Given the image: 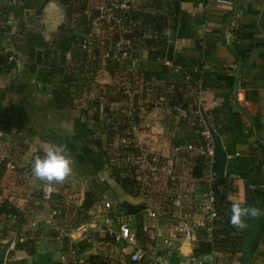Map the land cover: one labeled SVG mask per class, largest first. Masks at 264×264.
Masks as SVG:
<instances>
[{
    "label": "crops",
    "instance_id": "crops-1",
    "mask_svg": "<svg viewBox=\"0 0 264 264\" xmlns=\"http://www.w3.org/2000/svg\"><path fill=\"white\" fill-rule=\"evenodd\" d=\"M171 1L162 0V9L152 21L147 20L143 27L153 30L157 23L165 26L159 39H165L169 46L175 37L171 64L181 65L184 71L190 73L187 74L192 76L191 79L186 80L172 73L166 79L158 80L154 73L159 65L150 59L146 60L150 56V48L138 47L144 60L140 66L137 65V69L132 70L152 75L146 81L145 88H142L151 86L156 96L163 93L170 98L163 104L152 103L143 90L142 96H136L134 103L128 98L120 102L123 109L131 107L129 103H133L139 148L160 155L164 166L172 171L171 177L163 174L156 176L160 182L159 187H168L166 191L174 196L171 199L180 201V208L174 205L175 211L187 209L193 215L190 222L195 227V241L191 245H183L181 251L174 250V253L166 255L171 264H192L189 255L206 234V229L197 225V220L205 218V214L196 203L206 190L204 179L212 168L210 170L204 166L195 152H174L176 144L195 138L192 121L183 117L184 112L174 109L175 106L182 108V103L176 102L174 105L172 100L174 97L177 101L187 103L185 110L190 120L198 116L197 112L200 113L202 107L213 128L221 135L228 153L223 176L226 179L228 200L233 202L239 199L245 206L252 205L264 212V31L259 25L264 0H233L232 5L219 4L215 0H178L180 12L175 33L171 32L167 12ZM43 3L45 5L41 14H27L26 11L38 9L24 8L21 17L13 14L6 17L8 32L12 33L13 29L16 30L14 17L25 22L26 15L36 16L37 19L33 20L36 24L23 29L25 34L27 30L30 31L29 36L31 33L42 35V46L32 44L36 52H44L49 44L58 46L62 39L53 38H59V28L71 21L67 16V5L60 3V0H43L40 8ZM15 6L20 8L21 4ZM137 10H141V13L147 11L144 4H139ZM149 11L155 12L153 7ZM163 15L165 18L162 19ZM76 18L80 16L76 15ZM16 44V39L0 43V54H7L8 59L13 55L20 61V65H17L15 61L8 60L10 65L0 74V130L6 136L4 144L25 167L19 170H0V198L5 203L25 209V213L30 216L39 208L43 209L41 195L44 182L33 176L32 162L39 151L44 153V149L49 146L66 145L77 165L73 164V174L66 185L62 186L64 196L82 205L87 190L106 188L117 197L114 202L143 203L142 198L127 193L104 172L106 165L102 151L99 146L90 143L91 139L99 136L93 118L95 112L90 109L82 117L77 100L72 105L61 100L59 107L53 92L62 87V75L57 74L46 59L41 58L37 62ZM66 57H69L68 53ZM123 70L122 67L118 72ZM114 77L107 67L102 66L95 75L96 84L93 86L99 87L110 98L115 92L112 85ZM82 121L84 127L79 126ZM95 171H99V175L94 174ZM55 196L50 201L53 206L59 201ZM139 214L142 222H150L147 211ZM56 220L59 223L58 218ZM163 222L167 226L173 225L170 220ZM256 222H263L264 225V216L247 221L248 225ZM246 228L241 230L242 235ZM4 239L8 238H4L0 231V247L5 243ZM181 240L174 241L175 247L181 245ZM72 244L71 240L67 244L36 238L32 244L34 253H30L26 249L17 248L15 243L8 250L5 264H59L61 253L66 252ZM242 256V251L237 252L231 262H225L221 253H215L207 259L209 264H240ZM251 264H264V231Z\"/></svg>",
    "mask_w": 264,
    "mask_h": 264
},
{
    "label": "built area",
    "instance_id": "built-area-1",
    "mask_svg": "<svg viewBox=\"0 0 264 264\" xmlns=\"http://www.w3.org/2000/svg\"><path fill=\"white\" fill-rule=\"evenodd\" d=\"M215 1L223 5L233 4V0ZM138 7L139 2L136 0H97L96 15L91 19V28L83 33L82 39L78 43L79 50L87 52L89 58L98 53L105 63L110 60L123 67L124 70L119 73L120 77H115L112 85L115 92L124 95L130 101H133V96L135 98L138 91L134 88L131 79L128 78L127 71L130 69V65L140 63L144 59V55L138 52L137 48L145 46V40L155 41L159 40L160 37L158 31L137 32L138 21L132 17V13ZM9 60L15 61L17 65H20V61L13 55L9 57ZM162 60L163 64L172 68L175 72L181 71V66H174L171 61L166 59V56ZM185 79L189 80L191 76L186 74ZM88 89L86 97L88 99L91 98V100L95 99L97 96L95 85L93 86L92 84ZM145 92L152 103L163 104L168 101V98L163 93L156 96L151 86H147ZM107 102V100H103L104 104H107ZM245 103L247 104L248 101ZM130 109L129 114L132 115L134 108L130 107ZM174 109L184 112L183 117L188 121H192V133L195 138L191 141L176 144L173 147L174 152H195L201 159L202 164L211 170L214 162L215 147L201 113L198 111V116L194 120H190L191 118L185 109L180 106H175ZM137 129V123L133 119H129V124L124 133L119 136L121 145L123 144V147L127 150L134 151L127 153L123 159L128 171H134L136 178L143 182L145 181V183L148 181L146 177L151 175L156 177L163 174L171 177L172 171L164 166L160 155L147 153L139 148L136 140ZM5 137V133L0 130V167H4L7 170L23 169L25 167L24 163L16 159L4 144L3 139ZM218 177L213 169L209 171L204 179V182L207 183L206 190L196 203L198 208L205 214V218L197 220V225L206 229V240L213 239L214 222L219 216L216 208ZM55 195H63V189L57 184L49 187L44 182L41 195L43 209L39 208L28 217V221L23 223L21 229L10 232V236H14L13 244L18 241L34 240L36 238L53 241L69 239L71 242H73L72 240L78 242L85 239L90 232L99 231L107 234L111 241L120 248L119 250L129 256L131 262L171 264L170 259L166 255L172 254L174 250L181 251L183 245H191L196 238L195 227L190 222L193 215L187 209H180L179 212L176 211V213L167 218L157 210L147 206L144 211H147V217L150 222H142L140 220L139 227L145 234L144 239L152 238L153 242L151 244L145 243L143 238L140 239L139 232L134 228L132 221L128 219V215L117 213L111 215L110 210L115 207L109 200H104L96 212L89 214L88 219H86L88 221L80 222L76 226L63 227L56 220L60 215V209L50 204ZM63 200L66 204L74 203L68 196L63 195ZM4 204L5 201L1 197L0 231L5 228L4 220L20 225V216L16 212L9 211L13 205L7 203L9 205L4 210L2 209ZM174 205L180 208L181 203L179 200H174ZM136 214L137 219L141 218L139 213ZM163 220H170L173 225L167 226ZM176 239H182L181 245L178 247L174 245ZM89 253L90 251L80 252L72 244L66 252L61 253L59 264H92L88 259ZM189 256L192 264L205 263L202 258L196 257L194 252Z\"/></svg>",
    "mask_w": 264,
    "mask_h": 264
},
{
    "label": "trees",
    "instance_id": "trees-1",
    "mask_svg": "<svg viewBox=\"0 0 264 264\" xmlns=\"http://www.w3.org/2000/svg\"><path fill=\"white\" fill-rule=\"evenodd\" d=\"M42 1L43 0H21V2L18 3L19 5L21 4L20 8H18V6L4 7L0 13L2 15H0V32L4 26L9 24L6 17H8L10 14L21 17V15L24 14V8L39 9ZM136 1H138L139 4H144V7L147 9L145 12L142 11L143 14L141 13V10H136L132 13V17L138 21L137 32L143 33L158 31L159 34H161L163 28L165 27L163 24H155L156 27L153 30H148L147 28L143 27V24H147V20L150 19V21H152V18L157 16V13L163 7L162 0ZM60 2L67 5V16L71 18V23L64 25L62 24V26L59 28V38H53L62 39L58 46L54 45L55 48H53L54 46L49 44L44 52L34 51L35 47H32V44L37 45L38 47L42 46L41 40L43 37L40 33H31L30 36L25 35V39L22 41V46L21 39H17L18 34L15 33V39L17 41L16 45H19L20 50L23 52H28L30 56L37 60V62L40 61L41 58L46 59L47 62L54 67L55 72L59 75H62V87L59 90L53 92L59 107L61 100L71 105L74 103V100H77L79 110L81 113H83V115H86L90 109L96 108L93 118L97 125V129L99 130V136L91 139L90 143L99 146L102 153L105 151L102 157L104 160H106V162H110L111 155L114 153V150L110 148L112 146V139L115 138L117 134H123L124 130L129 124V118L125 113H123L124 109H122L123 112L120 109L121 99L124 101L126 99L124 97L118 98L117 92L112 93L110 98H108V95L102 93L103 91H99V95L101 94L99 99H84L82 97L81 91L83 85H86L87 87L91 85L90 83L94 80L98 69L102 67L104 63H102L99 54L93 55L87 59L84 53L82 54L77 47H73L74 43L78 44L80 42L83 33L89 30L91 19L96 15L95 7L97 0H60ZM152 7L154 8L155 12L149 11L152 9ZM76 15H79L80 18H76ZM163 18H165L164 15L162 19ZM21 23L23 22H20V24ZM147 46L150 48L149 59L159 65V68H157V71L154 73L158 80L164 78L166 79V77H168L169 74L172 75V73L174 75H181L182 78L185 79L186 74L189 72L187 70L184 71L181 65L176 63L173 64L174 66H181V71L175 72L172 68H169L167 65L163 64L162 59H164L166 55V49L168 47V43L165 39H159L155 41L145 40V47ZM66 53L69 54L68 58L66 57ZM8 60L7 54H0V74L4 71L6 66L10 65ZM157 61H159V63ZM105 65L115 77L119 73L118 71L122 70V67L118 63L112 62L110 60L107 61ZM11 68H14V66ZM137 72H139V70L134 72L133 70L129 69L127 71V75L133 81L134 88H145L144 85L146 81L151 79L152 75L150 73L148 74L147 72H145V74L141 73L143 71L139 72V74H141L139 75ZM181 86L184 88L183 85ZM102 98L103 100L107 99L108 102L101 110L100 105L103 102ZM176 102H181L182 108L184 109L187 107V103H183L181 100L177 101L176 98L173 97L172 103L175 105ZM58 110L61 111L62 108H59ZM76 123H78V121ZM79 126L84 127V121L79 123ZM103 146H106L107 148ZM129 152L134 151L125 149L122 151V156H125ZM43 154V152L39 151L35 157L37 155L42 156ZM122 159H124V157H122ZM3 168L4 167H0V170L3 171L5 169ZM117 172L119 173V184L121 188L127 193L134 197L142 198L144 200L143 203L148 204V207L157 210L166 217H170L173 212H176L174 201L171 199L174 196L166 191L168 187H159L160 182L157 177L153 178L152 176H148V184H145L143 181L136 178L134 171H128L126 163L122 164L120 167H117ZM110 179L113 178L111 177ZM225 181L226 179L223 177H218L217 179L216 208L219 216L214 222L213 239L206 240L204 237L198 242V244L194 246L193 250L194 255L196 257L202 258L206 264L210 263H208L207 258L209 256H214L215 253H221L225 262H231L235 253L241 252L242 229L234 228L230 223L232 202L228 200L227 185ZM104 190H106V188L87 190L86 198L82 205H77L76 203L66 204L65 201L62 200L61 195H56L55 197L56 199H59V201L56 203L57 205H55L60 209V215L57 217L58 221L60 222L61 220L67 227L75 226L77 223L84 222L86 219H88V216L86 218L85 215L90 214V209L96 202L100 200L99 193H103ZM8 205L9 204L5 203L2 209H7ZM9 211L16 212L20 216L19 226H22L23 223H26L28 221L27 218L30 217V214L28 215V213H25V209H20L15 206H12ZM1 231L4 238L10 236V231L8 229L6 230L4 228ZM90 234L92 235L93 233L90 232ZM139 237L142 239V233L140 232ZM64 242L68 244L69 239H65ZM33 243L34 240L18 241L16 243V247L26 249L30 253H34V249H32ZM72 243L74 247L78 248L80 252H85L87 250L89 251L92 247L91 238L89 239V237ZM107 250L109 251L108 248ZM114 252L115 253L113 254H108V252L105 250H103V252L90 250L88 259L92 264H145L144 262H131L129 256L125 253H121V251L116 252L115 250Z\"/></svg>",
    "mask_w": 264,
    "mask_h": 264
},
{
    "label": "rangeland",
    "instance_id": "rangeland-1",
    "mask_svg": "<svg viewBox=\"0 0 264 264\" xmlns=\"http://www.w3.org/2000/svg\"><path fill=\"white\" fill-rule=\"evenodd\" d=\"M19 2H21V0H0V9L1 8H4V7H8V6H10V7H13V6H15V5H17ZM61 3V2H60ZM26 19H25V22H23V23H21L20 24V21L17 19V17H14V19H16V22H15V24H16V30H12L13 32L12 33H9L8 31V28H9V26L8 25H6V26H4V28H2V31L0 32V43H1V41H3L4 43L6 42V40L7 39H15V33H17L18 35H17V39H25L24 37H25V35H29L30 34V31L29 30H27V33L25 34V32H23V29H26L27 27H28V29L29 28H31V25L32 24H36V22L35 21H33L34 19H37L36 18V16H32V17H30V16H27L26 15ZM69 23H71V21H69L68 22V24ZM25 26V27H24ZM23 27V28H22ZM19 28H22V31H19ZM13 45H14V43H13ZM15 46V45H14ZM78 44L76 43L75 44V48L77 47L78 48ZM27 49V48H26ZM79 49V48H78ZM35 51V50H34ZM80 51V50H79ZM95 51H97V50H95ZM98 51H99V49H98ZM82 54L84 53L85 55H86V57H87V52H83V51H80ZM94 52V51H93ZM93 52H91V53H93ZM149 58H147L146 60H148ZM144 60V59H143ZM142 60V61H143ZM102 61V63L104 62L103 61V59L101 60ZM141 61V62H142ZM140 62V63H141ZM147 62V61H146ZM140 63H135L134 65H130V70H132V69H137V67L138 66H140L141 64ZM140 64V65H139ZM138 65V66H137ZM106 67V65H105V62H104V64H103V68H105ZM118 76L117 77H120V75H119V73L117 74ZM115 78V77H114ZM113 78V79H114ZM129 78V77H128ZM96 80L94 79L90 84H96V82H95ZM131 82L133 83V81L131 80ZM91 86V85H90ZM90 86H88V87H90ZM88 87L86 86V85H83V88H82V97L84 98V99H88V97H86V93L88 92ZM102 87V86H101ZM99 88V87H98ZM97 87H96V98L95 99H99V97H100V95H99V89H98ZM137 91H138V89L139 88H135ZM144 91H145V89H143ZM142 90H140V91H138L137 93H136V95H135V98H136V96H138V95H140V96H142ZM120 96H119V95ZM117 94V96H118V98H121V97H124V95H122V94H120V93H118ZM125 99L127 98V97H124ZM135 98H134V96H133V103H134V101H135ZM90 100H91V98H90ZM92 100H94V99H92ZM104 100H107V99H104ZM102 101H103V98H102ZM104 102H106V101H104ZM129 102V101H128ZM104 103L102 102L101 103V105H100V109L102 110L103 109V107H104ZM129 106H131L132 108H133V105L131 104V103H129ZM121 107H123V106H121ZM113 109H115V108H113ZM119 109V108H118ZM121 109V111L123 112V108H120ZM93 112H95V110H96V108H92L91 109ZM131 111V109H130V107L128 108V107H126V108H124V112L123 113H125L126 115H127V117L129 118V119H134V113L132 114V115H130L129 114V112ZM82 117H84V115H83V113H82ZM99 132V131H98ZM120 135H122V134H117L116 135V137L115 138H113L112 139V146L110 147V148H112L113 150H114V153L111 155V159H110V162H106V160H104V162H105V165H106V168H104V172H106V174H109L112 178H113V180L115 181V182H117V184H119V181H118V178H119V173L117 172V167H120L122 164H125L124 163V160L122 159V157H124V156H122L123 155V153H122V151H124L126 148L125 147H123V144L121 145V141H120V139H119V136ZM103 147H106V146H103ZM107 148V147H106ZM107 150V149H106ZM100 151V150H99ZM105 152V151H104ZM104 152L101 154V155H103L104 154ZM123 162V163H122ZM75 164V166L77 165L76 163H74ZM78 173V172H77ZM99 171H95L94 172V174H96V175H99ZM152 176V175H151ZM153 178H154V176H152ZM146 180H147V177H146ZM68 181L66 180L64 183H62V184H59V187L60 188H62V186H64V185H66V183H67ZM144 183H145V181H144ZM145 184H148V181L145 183ZM107 185V184H106ZM98 192V191H97ZM134 197V196H133ZM99 198H100V200L98 201V202H96L95 204H94V206L90 209V214L91 213H94V212H96L97 211V209L99 208V206L100 205H102L103 204V202H104V200H109V201H111L112 203H113V206L115 207V208H113L112 210H110V212L111 211H116V208H117V201L116 202H114L115 200H117V197L112 193V191L111 190H106L105 191V193H99ZM114 200V201H113ZM122 203H124V202H122ZM146 204V203H145ZM148 205V204H147ZM140 213V212H139ZM136 215L137 214H133V215H128L129 217H128V219L129 220H131L132 221V223H133V225H134V228L136 229V230H138V232H140V233H142V238L144 239L145 238V234L143 233V231L141 230V228L139 227L140 225V218H136ZM87 216L89 217V214H86L85 215V217L87 218ZM86 221H88V220H86ZM5 222V227L7 228V229H10L11 231H14V230H19V229H21L22 228V226H19L18 225V223H13L12 221H7V220H5L4 221ZM59 224L60 225H63V226H66V225H64L63 224V222L60 220V222H59ZM79 223H77V224H75V226L76 225H78ZM88 234V233H87ZM11 236H9V237H7V238H10ZM89 237V239L91 238V243H92V247H91V251H99V252H103V250H105L106 252H108V254H113V253H115L114 251L116 250V252H119L120 250V248H118V246H116L112 241H111V239H110V237L107 235V234H104V233H102V232H99V231H96V232H94L92 235L91 234H89L86 238H88ZM85 238V239H86ZM5 240H7V239H4V242H5ZM39 240V239H38ZM145 243H149V244H151L152 242H153V239L152 238H149V239H144L143 240ZM62 242H64V240L62 241ZM14 245V244H13ZM107 248L109 249V251L107 250ZM89 250V251H90ZM88 251V250H87ZM121 253H123V252H121Z\"/></svg>",
    "mask_w": 264,
    "mask_h": 264
},
{
    "label": "water",
    "instance_id": "water-1",
    "mask_svg": "<svg viewBox=\"0 0 264 264\" xmlns=\"http://www.w3.org/2000/svg\"><path fill=\"white\" fill-rule=\"evenodd\" d=\"M44 5L45 3H43L42 7L37 11L31 10V11H26V13L34 14L35 12H37L38 14H41ZM167 12L171 21L170 22L171 32L175 33L178 24L179 12H180L179 1L172 0L171 3H169L168 5ZM259 25L264 31V9L259 20ZM174 44H175V37L170 41V44L166 51V59L169 61L173 60ZM238 83H239V73L236 77V84L238 85ZM200 113L214 142L215 153H214V163L212 169L219 177H223L225 173L226 163L228 160V153L224 147L221 135L213 128L207 117L206 112L202 107L200 108ZM147 206L148 205L145 203L131 204V203H122L121 201H117L116 211H111L110 213L111 215H114L115 213L121 215H133L135 213L144 211L147 208ZM263 231H264L263 222H256L254 224H251L243 231L242 243H241V251L243 252V256L240 264H251L253 254L256 251V248L262 238ZM13 242H14V236L12 235L10 238H8L5 241V243L1 245L0 264H5L8 250L12 246Z\"/></svg>",
    "mask_w": 264,
    "mask_h": 264
},
{
    "label": "clouds",
    "instance_id": "clouds-1",
    "mask_svg": "<svg viewBox=\"0 0 264 264\" xmlns=\"http://www.w3.org/2000/svg\"><path fill=\"white\" fill-rule=\"evenodd\" d=\"M73 158L66 145H52L44 149L42 156L37 155L32 162L33 176L49 187L54 184H62L73 174ZM264 216L259 208L248 205L236 199L231 204L230 223L234 228L244 229L248 227L247 221Z\"/></svg>",
    "mask_w": 264,
    "mask_h": 264
}]
</instances>
